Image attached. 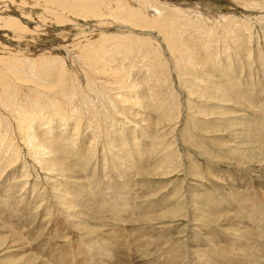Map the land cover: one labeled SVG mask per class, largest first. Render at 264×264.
<instances>
[{"label": "rangeland", "instance_id": "rangeland-1", "mask_svg": "<svg viewBox=\"0 0 264 264\" xmlns=\"http://www.w3.org/2000/svg\"><path fill=\"white\" fill-rule=\"evenodd\" d=\"M23 1L30 2V0ZM162 1L165 2V0ZM171 1L166 0V3L180 6L179 11L176 12L177 23L174 26L180 27V29L172 28V34L179 36L173 34L175 51L169 49L167 42L157 29L153 28L147 31L140 28L132 29L134 28L132 25L137 24L133 14L142 19V14L134 10L132 13L120 11L121 16L116 14L115 17H112L113 10L108 15L86 17H74L70 14L67 16L62 12L61 14L67 17V22H70L71 26L69 23V29H61L60 27L65 25L57 23L55 12L51 13L43 6L35 3H22L20 0L16 3L0 0L2 9L13 12L16 17H22L24 24H28L26 26L30 28L25 33L17 34L12 29L11 31L9 28L0 26V52L6 49L0 53V65L4 66L3 68L8 72L7 69L11 68L13 64L18 66L23 61L26 70L30 71L29 77L38 79V81L39 78H42L39 81L41 82L40 87L14 79V87L18 84V88L15 87L16 89L5 94L4 102L0 100V120L3 119L0 125V207L4 208H0V264H35V255L39 252L36 248L39 244H47L51 240L54 244H66L63 236L51 235V233H56V230H53L57 224L64 226V219L60 214L62 209H59L58 205L60 208H68L72 213L75 212L78 215L73 221L78 226L70 227L68 231H76L80 235L82 232L85 234L96 233L93 239H96L97 234L103 237L107 235L105 238H109V235H114L117 228H126V233H128V229L131 228L135 232L141 229L146 230L144 233L151 232L157 236L169 235V238L175 241L173 245L176 244L179 249L182 241L192 243L193 240L198 239V242L202 243L203 239L207 237L209 227L215 224L214 222L210 223L208 221L210 218L205 216L212 214V211L220 214L218 210L221 207H212L209 203L218 201L217 199L214 201V191L219 196H223L225 191H228L227 189L232 186L233 177L239 179L246 177L241 170L246 169L245 167L253 171L255 177L258 173L257 169L264 170V144H262L264 143V0ZM40 2L43 3V0ZM183 3L184 5L181 6ZM152 8L155 10L154 7H151V14L158 15L159 13L156 10L154 12ZM191 8L198 10L197 14L191 11ZM24 12L27 13L25 16L22 15ZM29 14H36V16L29 18ZM43 16H45L43 21L45 23L40 21ZM97 17L105 19L98 21L100 19ZM109 17L112 19L110 20ZM219 20L221 21L219 22ZM228 21H231L228 23L230 25L227 24ZM119 22L121 24L119 26L122 27L125 24L124 26L127 28L119 29L117 27ZM92 26L96 27L95 35L100 34V30H105V32L107 30V35L110 33L109 36H126L125 43L120 48L121 52L116 51L117 53L114 54H117V57L110 58L114 60L112 66H109L108 72H102L101 68L98 69L96 65H93V62H90L91 64L89 62L80 63V59H76L74 62L75 55L73 50H70L73 47H66L67 49L64 47L77 43V40L83 41L86 34L81 32L85 30L87 34H91ZM70 29L73 30V33ZM173 30H178L180 34ZM30 31L31 34H29ZM142 31L150 32V35H146ZM182 34H184L183 37ZM22 36L23 39H20ZM144 38L146 41L154 43L156 49L152 48V51L159 54L157 57H153L152 52L143 46L142 39ZM26 44L27 46H25ZM7 45L11 47L6 48ZM86 45L90 47L91 44L87 43ZM1 47L3 48L1 49ZM27 48L32 56L24 54L29 53ZM13 51L15 53H12ZM37 54L40 57L35 56ZM58 54H62L66 59L63 65L65 64L67 72L64 74H69L62 81L60 74L58 77V71L54 68L59 66V61L55 60L56 66L53 64V69L48 70L46 64L48 62L44 59V57L49 58L52 55V57L58 58ZM22 55L31 57L22 60L24 59ZM38 58H42L44 62L31 70V61L40 62L41 60ZM2 59H4V63L1 62ZM190 60H193L194 63L192 61L191 64ZM11 62L14 63L10 66ZM90 66L94 68L92 69ZM115 68L122 71V79L127 77L124 79L125 82L116 78L113 73ZM40 69L42 70L40 71ZM7 72L6 75L11 79ZM52 72L55 75L51 74ZM101 73H104V76ZM35 75L38 76L35 77ZM17 81L18 83H16ZM134 82L136 83L135 87L127 86ZM43 84L48 87H44ZM63 84L64 86H62ZM66 85L72 86L69 103L70 106L76 108V111H71L72 117L69 121L66 120L68 114L62 116L57 113L59 110L57 105H48V102L52 103L51 98L57 99L58 96H63L62 89ZM27 91L30 93L34 91L32 94H35V97ZM39 92L41 95L42 92L45 94L41 96ZM120 94L124 95V98H120L118 101L116 98H119ZM7 100H12L14 104L16 103L28 111L31 110L29 107L36 104L35 106L44 108L41 112L43 116L37 118L36 122H28V116L31 118L34 111H31L29 115L27 111L24 116L25 122H23L13 114L12 107L5 105ZM52 113L54 115L50 116ZM13 116L16 120L12 119ZM26 121L28 124L33 122L30 130L34 136L31 139H34L36 134L45 132L46 134H42L43 137L51 139L52 146L46 148L45 152L36 148L34 150L31 144L26 145V139L29 138L23 134L26 129L22 126L24 123L28 127ZM77 125L80 128H76ZM4 129L8 132H4ZM3 132L12 135L7 134L5 137ZM20 137H23L24 140L22 141L23 138ZM7 138L12 139L13 142ZM15 157L19 159H17L18 162L14 159ZM40 161L47 164V169L44 165L38 164ZM122 171L135 185L134 192L131 194L133 199L131 203L140 206V210L136 209L131 214L130 220L118 224L114 219L115 216H110L107 210L100 207L99 199L101 193L106 190L102 186L110 185L113 177L126 179L122 176ZM218 181L224 187L220 191L214 189ZM238 181H240L236 183L238 186H244L241 180ZM65 195H68L66 200L64 199ZM18 196L20 197L18 198ZM148 196L152 197L151 200H148L150 199ZM35 199L37 200L35 201ZM142 203L146 206L150 204L152 210H150L151 207H148L147 211V207L145 208ZM42 205L46 206L42 208ZM14 211L17 218L13 214ZM58 213L59 215H57ZM68 213L71 214L67 211ZM137 218L138 220H136ZM49 220H51V225L48 224ZM198 220H200V225H194L193 223ZM206 224L207 227H204ZM26 231L27 233H25ZM59 231H62V228ZM262 233L264 234L263 228H261ZM49 234L50 236H47ZM25 237L26 239H24ZM20 238L23 240L19 241ZM252 240L253 238L248 236L244 241L238 242L237 246L242 247V252H246V247ZM24 243L29 247L23 248L34 254L28 260L24 258L25 253L18 251L21 250ZM220 243H226V240L221 238ZM48 249L40 248L44 252ZM225 264L237 263L231 261V257L228 255ZM243 264L251 263L249 260H244Z\"/></svg>", "mask_w": 264, "mask_h": 264}, {"label": "bare ground", "instance_id": "bare-ground-1", "mask_svg": "<svg viewBox=\"0 0 264 264\" xmlns=\"http://www.w3.org/2000/svg\"><path fill=\"white\" fill-rule=\"evenodd\" d=\"M12 1L11 3H16L19 0H9ZM168 1V0H167ZM171 1V0H170ZM175 1V0H174ZM187 1V0H186ZM20 2L22 3H35L36 5H40L41 7H45L47 10H49L51 13L55 12V19L58 21L57 23L59 24H64L65 26L60 27L61 29L63 28H68L71 26L70 22H67L68 20L66 19L67 17L64 16L63 14H61L62 12H64L67 16L72 15V16H81V17H86V16H103V14L108 15L110 13V11H112V17H115V15H119L121 16L120 11L123 12H129L132 13V11H136L142 14V19H139L135 14L134 18L137 22V24H133L132 29H136V28H140L142 30H148V29H157L159 31V33L161 34L162 38L165 39V41L167 42L169 49L171 51H175V40L172 34V28H177L174 27L177 23V17H176V12L179 11L178 9H180V6L173 4H167L166 0L165 2L162 0H43V3L40 2V0H30V2H25L23 0H20ZM172 3V1H171ZM189 3V2H188ZM187 3V7L188 4ZM178 4V3H177ZM15 5V4H14ZM22 5V4H21ZM183 4H181V6H183ZM186 6V5H185ZM192 6V5H191ZM8 7V6H7ZM6 7V8H7ZM151 7H154V9L156 10V12H158L159 14H151ZM190 7V6H189ZM188 7V8H189ZM23 9V7H21ZM20 8V9H21ZM186 8V7H185ZM194 8V6H193ZM153 10V8H152ZM155 10H153L155 12ZM23 11V10H22ZM191 11H194L196 13V11L198 12V10H194L191 8ZM190 11V12H191ZM181 12V11H180ZM185 12V10H184ZM183 12V13H184ZM50 13V14H51ZM182 13V12H181ZM187 13V12H186ZM194 13V14H195ZM208 13V12H207ZM210 13V12H209ZM208 13V14H209ZM22 14V13H21ZM27 13L24 12V14H22L23 16H25ZM151 14V15H150ZM197 14V13H196ZM211 14V13H210ZM199 15V14H198ZM197 15V16H198ZM222 15V14H221ZM235 15V14H234ZM36 14H29V18L35 17ZM126 16H128V14H126ZM193 16V15H192ZM195 16V15H194ZM213 16V15H212ZM45 16L41 17L40 21L42 23L44 21ZM210 17V16H208ZM217 17V16H216ZM223 17V15H222ZM228 17V16H227ZM22 17H16V15L13 14V12L9 11V10H4L2 9V7H0V26L5 27V28H9L10 30L12 29L14 32H16L17 34L20 33H25L27 32L30 28L26 25L28 24H24V22L21 19ZM100 20L98 21H103L105 18L104 17H97ZM95 18V19H97ZM202 18V16H201ZM211 18V17H210ZM219 18V17H218ZM229 18V17H228ZM109 19L111 20L112 18L109 17ZM190 19V18H188ZM216 19V18H215ZM92 20V19H91ZM197 20V19H196ZM206 20V19H205ZM226 20V19H225ZM228 20V19H227ZM230 20V19H229ZM32 21V20H30ZM214 21V20H213ZM212 21V22H213ZM221 20H219L220 22ZM49 22V21H48ZM67 22V23H66ZM96 22V21H95ZM204 22V21H203ZM231 21H228V23H230ZM240 22V21H239ZM70 23V26H68ZM93 23V22H92ZM91 23V24H92ZM216 23V22H215ZM204 24V23H203ZM218 24V23H217ZM78 25V24H77ZM80 25V23H79ZM121 25L120 22L118 24L117 27H119V29H125L127 28V26ZM213 25V24H212ZM225 25V24H224ZM230 25V24H228ZM76 26V25H74ZM206 26V25H205ZM214 26V25H213ZM212 26V27H213ZM219 26V25H218ZM42 27V26H41ZM45 27V26H44ZM76 27H80V26H76ZM75 27V28H76ZM112 27V26H111ZM203 28V26H201ZM208 27V26H207ZM215 27V26H214ZM217 27V26H216ZM82 28V26H81ZM80 28V29H81ZM85 28V27H84ZM102 28V27H101ZM108 27H106L107 29ZM192 28V27H191ZM209 28V27H208ZM226 28V27H225ZM229 28V27H227ZM4 29V28H3ZM69 29V28H68ZM71 29H73L71 27ZM70 29V30H71ZM109 29V28H108ZM118 29V28H117ZM177 29H180L177 28ZM182 29V28H181ZM188 29V28H187ZM200 29V28H199ZM230 29V28H229ZM232 29V28H231ZM11 30V31H12ZM51 30V29H50ZM75 30V29H74ZM91 30V34H87V32L84 30V32L82 31L81 33H85L86 36L83 37V41L81 40H77V43H73V45H68V46H64L66 47H73V48H69L71 51L73 50V54L75 55L74 57V62L76 59H80V63H87V62H93V65H96V67L98 69L101 68L102 72H108V68L109 66H112L113 60L114 59H110L111 57H117L114 53L116 51H120L121 52V46H123V44L125 43L124 36H109L107 35V30L105 32L100 30V34H94L95 32H97L96 27L92 26L90 28ZM114 30V29H113ZM137 30V29H136ZM190 30V29H189ZM197 30V29H196ZM235 30V29H233ZM73 33V30H71ZM89 31V30H87ZM146 31H142L144 34L146 35H150V32H146ZM174 31V30H173ZM177 33L178 30H175ZM174 31V32H175ZM182 31V30H181ZM187 31V30H186ZM200 31V30H197ZM207 31V30H206ZM36 32V31H35ZM130 32V31H128ZM134 32V31H133ZM136 32V31H135ZM183 32V31H182ZM192 33L195 31H191ZM202 32V30L200 31ZM199 32V33H200ZM209 32V31H208ZM215 32V31H214ZM219 32V31H218ZM29 33V32H28ZM117 33V32H116ZM156 34V32H154ZM203 33V32H202ZM220 33V32H219ZM218 33V34H219ZM13 34V33H12ZM27 34V33H26ZM25 34V35H26ZM31 34V31L30 33ZM180 34V33H179ZM190 35V32L188 33ZM203 34H207V33H203ZM215 34V33H214ZM22 35V34H21ZM24 35V34H23ZM41 35V34H40ZM112 35V34H111ZM152 35H154L152 33ZM151 35V36H152ZM176 35V34H174ZM184 34H182L183 37ZM187 35V34H185ZM223 35V34H220ZM71 36H73L71 34ZM178 36V35H176ZM208 36V35H206ZM217 36V35H216ZM26 37V36H24ZM40 37V36H39ZM158 37V35H157ZM179 37V36H178ZM176 37V38H178ZM181 37V38H182ZM186 37V36H185ZM209 37V36H208ZM210 37H212L210 35ZM160 38V37H159ZM180 38V39H181ZM20 39H23L20 37ZM80 39V38H79ZM82 39V38H81ZM158 39V38H157ZM188 39V38H187ZM26 40V39H25ZM36 40V39H35ZM183 40V39H182ZM27 41V40H26ZM29 41V40H28ZM34 41V40H33ZM75 41V40H74ZM73 41V42H74ZM142 44L143 46L148 49L149 52H152L153 57H157L159 54L155 53L154 51H152L155 46L154 43L152 42H148L146 41V39H142ZM181 41V40H179ZM211 41V40H210ZM16 42V41H14ZM32 42V41H31ZM161 42V41H159ZM213 42V41H212ZM1 43V41H0ZM90 43V47H88L86 44ZM97 43V44H95ZM163 43V42H162ZM179 43V42H178ZM3 44V42H2ZM17 44V43H16ZM15 44V45H16ZM72 44V43H71ZM83 44H85L83 46ZM12 45V44H10ZM22 45H24L22 43ZM156 45V44H155ZM3 46V45H2ZM5 46V43H4ZM9 46V45H7ZM6 48H10L11 46ZM14 46V45H13ZM20 46V45H19ZM27 46V44L25 45ZM61 46V45H60ZM186 47V46H185ZM3 47H1L2 49ZM25 48V47H24ZM30 48V46H29ZM29 48H27L28 52H29ZM62 48V47H61ZM188 48V47H187ZM19 49V48H18ZM67 49V48H66ZM156 49V48H154ZM158 49V48H157ZM189 49V48H188ZM6 51V49L1 50L0 53H2V51ZM50 50V49H49ZM159 50V49H158ZM10 51V50H9ZM12 51V50H11ZM15 51H16V47H15ZM157 51V50H156ZM184 51V50H183ZM190 51V50H189ZM188 51V52H189ZM22 52V49H21ZM49 52V51H48ZM180 52V50H179ZM5 53V52H4ZM8 53V52H7ZM12 53H15L14 51ZM10 53V54H12ZM17 53V52H16ZM27 53V52H26ZM24 53L25 55H29L31 54L30 52L28 54ZM117 53V52H116ZM162 53V52H161ZM168 53V52H165ZM182 53V52H181ZM184 53V52H183ZM6 54V53H5ZM9 54V53H8ZM19 54V53H17ZM17 54H16V58H17ZM23 54V53H22ZM36 54V53H35ZM45 54V52H44ZM53 54V53H52ZM189 54V53H188ZM200 54V53H199ZM3 55V54H2ZM7 55V54H6ZM5 55V56H6ZM129 55V54H128ZM166 55V54H165ZM163 55V56H165ZM184 55V54H183ZM10 56V55H8ZM23 56V55H22ZM21 56V58H22ZM32 56V54H31ZM31 56H23L25 60L26 57H31ZM35 56H39V54L35 55ZM34 56V58H35ZM43 56V55H42ZM53 56V55H52ZM52 56H49V58L44 57L45 61L48 62L46 63L48 66V70H51L50 68L54 67L53 64L55 65V63H57L59 61V66L54 67L58 72H57V76L59 77L58 74H60V78L61 81L64 80V78L66 76H69V74H64L67 72V70H65L66 66L64 67L63 63H65V58L63 57L62 54H58V58H54ZM65 56V55H64ZM176 56V55H175ZM187 56V55H186ZM19 57V56H18ZM40 57V56H39ZM162 57V56H161ZM168 57V56H167ZM2 58V57H1ZM4 58V57H3ZM6 58V57H5ZM37 58V57H36ZM173 58V57H172ZM175 58V57H174ZM207 58V57H205ZM10 59V58H9ZM28 59V58H27ZM39 61H31V70H33L34 68H37L40 64H42V62H44V60H42V58H38ZM1 60V59H0ZM4 59H2L1 62H3ZM57 62H54V61ZM71 60V59H70ZM175 60V59H174ZM180 60V58H179ZM184 60V58H183ZM182 60V61H183ZM7 61V60H6ZM10 61V60H9ZM15 61V60H13ZM191 61V60H190ZM193 61V60H192ZM191 61V64H192ZM16 62V61H15ZM18 62V61H17ZM185 62V61H184ZM196 62V61H195ZM198 62V61H197ZM196 62V63H197ZM4 63V62H3ZM12 63L11 62L9 65L11 66ZM29 63V62H28ZM194 63V61H193ZM199 63V62H198ZM202 63V62H201ZM209 63V62H207ZM8 64V63H7ZM67 64V63H66ZM91 64V63H90ZM189 64V63H188ZM20 65V66H19ZM18 66L16 64H13L11 66V68H6L8 70L5 71V69L0 65V100L3 101V97H5L4 95L11 92L15 87H17V85H15L14 87V81L18 80V81H23V82H27V83H32L35 84L36 87H38L39 85H41V81L42 78L35 79V78H31L29 77V73L28 70H26L27 68H25V63L23 61L20 62ZM27 65V64H26ZM63 65V66H62ZM143 65V64H142ZM190 65V64H189ZM196 65V64H195ZM206 65V64H205ZM210 65V64H207ZM193 66V65H192ZM92 67V66H90ZM176 67V66H175ZM30 68V67H29ZM94 67H92L93 69ZM226 68V67H225ZM15 69V70H14ZM39 69V68H38ZM45 69V68H44ZM53 69V68H52ZM90 69V68H89ZM91 69V70H92ZM42 69H40L41 71ZM46 70V69H45ZM45 70H43L45 72ZM96 70V69H95ZM112 70V68H111ZM10 74L11 79L6 75ZM43 72V73H44ZM55 72V71H54ZM42 73V75H43ZM56 73V72H55ZM55 73L53 74V72L51 74L55 75ZM91 73V72H89ZM116 76L117 79L122 80V82L124 81L125 78V74L124 77L122 79V71H120L118 68L114 69L113 72ZM36 74V73H35ZM49 74V72H48ZM102 75L104 73H101ZM40 75V74H39ZM47 75V73H46ZM45 75V76H46ZM79 75V74H78ZM127 75V74H126ZM129 75V74H128ZM38 75H35V77ZM44 76V75H43ZM104 76V75H103ZM163 76V75H162ZM161 76V77H162ZM40 77V76H39ZM48 77V76H47ZM51 77V76H50ZM111 77V76H109ZM45 78V77H44ZM57 78V77H56ZM63 78V79H62ZM112 78V77H111ZM114 78V77H113ZM15 79V80H14ZM49 79V78H48ZM69 79V78H68ZM95 79V78H94ZM116 79V80H117ZM14 80V81H13ZM51 80V79H50ZM232 80V79H231ZM18 81L16 83H18ZM230 81V80H229ZM57 82V81H56ZM114 82V81H113ZM118 82V81H117ZM125 82V81H124ZM15 83V84H16ZM20 83V82H19ZM26 83V84H27ZM43 83V81H42ZM68 83V82H67ZM25 84V85H26ZM69 84V83H68ZM122 84V83H121ZM135 82L127 85L135 87ZM31 85V84H29ZM44 85V84H43ZM42 85V86H43ZM71 85V84H70ZM70 85H66L62 90L63 96H58L57 99L55 98H51L52 103L48 102V105H57L59 110L57 113L62 114V116L67 115L66 120L69 121V119H71V111H76V108L73 106H70L69 100L71 97V91H72V86ZM226 85V84H225ZM22 86V85H21ZM64 86V84L62 85ZM40 87V86H39ZM44 87H48L47 85ZM61 87V86H60ZM230 87V86H229ZM232 87V86H231ZM18 88V87H17ZM20 88V87H19ZM29 88V87H27ZM50 88V87H49ZM124 88V87H123ZM224 88V87H223ZM234 88V87H233ZM16 89V88H15ZM21 89V88H20ZM25 89V88H23ZM44 89V88H42ZM48 89V88H47ZM80 89V88H79ZM125 89V88H124ZM133 89V88H132ZM131 89V90H132ZM27 90V89H26ZM32 90V89H31ZM46 90V88H45ZM42 90V91H45ZM130 90V91H131ZM229 90V89H228ZM227 90V91H228ZM232 90V89H231ZM39 91V90H38ZM49 91V90H48ZM129 92V90H127ZM236 91V90H234ZM245 91V90H244ZM29 92V91H27ZM34 92V91H33ZM32 92V93H33ZM36 92V91H35ZM50 92V91H49ZM79 92V91H78ZM127 92V93H128ZM230 92V90H229ZM22 93V92H21ZM30 93V92H29ZM28 93V94H29ZM30 93V95L32 94ZM41 92H39L40 94ZM125 93V94H127ZM226 93V92H225ZM255 93V92H254ZM38 94V93H37ZM42 92V95L43 96ZM80 94V93H78ZM124 94V93H123ZM228 94V93H226ZM231 94V93H230ZM26 95V94H25ZM33 95V94H32ZM129 95V94H128ZM232 95V94H231ZM35 97V94L33 95ZM81 96V95H80ZM119 98H116L117 100L120 98H124V95L120 94ZM127 96V95H126ZM125 96V97H126ZM238 96V95H237ZM11 97V96H10ZM16 97V96H15ZM31 97V96H30ZM38 97V96H37ZM46 97V96H45ZM230 97V96H229ZM33 98V97H32ZM44 98V97H43ZM47 98V97H46ZM115 98V97H114ZM235 100V97H233ZM237 98V97H236ZM19 99V98H17ZM42 99V98H41ZM126 99V98H125ZM124 99V100H125ZM74 100V99H73ZM122 100V101H124ZM233 100V99H231ZM230 100V101H231ZM30 101V100H29ZM49 101V100H48ZM119 101V100H118ZM228 101V100H227ZM4 102V101H3ZM17 102V101H16ZM261 102V101H260ZM32 103V102H29ZM40 103V102H39ZM44 103V102H43ZM119 103V102H118ZM122 103V102H121ZM253 103V102H252ZM27 104V103H26ZM35 104V103H34ZM5 105L8 107H12L13 110V114L16 115V117L20 118L21 120H23V122H25L24 116L26 115L27 111L26 108L22 109L21 106H18V104H14L12 100H7L5 102ZM20 105V103H19ZM36 105V104H35ZM33 105L31 108V110L28 111V115L32 112L31 118L30 116H28L30 121H34L39 117H42V110L44 108L41 107H37ZM75 105V104H74ZM26 107V106H25ZM28 108V109H29ZM74 108V109H73ZM255 108V107H252ZM10 109V108H9ZM247 110V109H246ZM254 110V109H252ZM258 110V109H257ZM11 111V110H10ZM81 111V110H80ZM78 113V112H77ZM262 113V112H261ZM6 114V113H5ZM79 114V113H78ZM101 114V113H100ZM2 115V114H1ZM46 115V114H44ZM54 114L52 113L53 116ZM255 115L256 112H255ZM8 116V115H7ZM74 116V114H73ZM80 116V115H79ZM1 117V116H0ZM10 117V116H9ZM27 117V116H26ZM76 117V116H75ZM245 117V116H244ZM5 118V117H3ZM27 118V119H28ZM13 120H16V118H14V116L12 117ZM32 119V120H31ZM3 120V119H1ZM1 120H0V125H1ZM12 120V121H13ZM6 121V120H5ZM38 121V120H37ZM16 122V121H15ZM27 122V121H26ZM27 122V124H28ZM40 122V121H39ZM3 123V121H2ZM7 123V122H6ZM17 123H19V121L17 120ZM33 123V122H32ZM32 123L28 124V127L25 126V124L23 123V128L26 129L24 130V133L21 131V133L26 134L28 136L29 139H26V145L31 144V146L40 151H44L46 150V148H49V146H52L51 144V139H47L45 138V136L43 137L42 134H46L45 133H40V134H36V136L34 137V139L32 136H34V134L31 132L30 128L32 129ZM44 123V122H43ZM49 123V122H48ZM9 124V122L7 123ZM42 124V123H40ZM261 124V123H260ZM34 125V124H33ZM80 125V124H79ZM77 125L78 127L76 128H80V126ZM262 126V124H261ZM3 127V126H1ZM40 127V126H39ZM82 127V126H81ZM34 128V127H33ZM43 128V127H42ZM47 128V127H46ZM1 129V128H0ZM48 129V128H47ZM46 129V131H47ZM5 130V129H4ZM79 130V129H78ZM35 131V130H34ZM4 132H8V131H4ZM3 132V133H4ZM36 132V131H35ZM38 132V131H37ZM41 132V131H40ZM5 134V133H4ZM3 134V135H4ZM8 135H12L10 133H6L5 137ZM2 135V132H1ZM16 136V135H15ZM21 136V134H20ZM4 136H2L3 139H5ZM23 138V137H20ZM57 138V137H56ZM59 138V137H58ZM9 139V138H7ZM15 139V138H14ZM17 139V137H16ZM69 139V138H68ZM71 139V138H70ZM10 140V139H9ZM8 140V141H9ZM12 140V139H11ZM10 140V141H11ZM21 140V139H20ZM24 140V138L22 139V141ZM77 140V139H76ZM75 140V141H76ZM245 140V139H244ZM2 141V140H1ZM9 141V142H10ZM73 141V140H72ZM4 142V141H3ZM13 142V141H11ZM10 142V145L12 146ZM25 142V141H24ZM67 142V141H66ZM77 142V141H76ZM74 143V142H73ZM262 143V142H261ZM68 144V143H67ZM72 144V143H70ZM76 144V143H75ZM264 144V143H262ZM74 145V144H72ZM72 145H69L70 147H72ZM23 146V145H21ZM57 146V145H56ZM56 146L54 147V149L56 148ZM28 147V146H27ZM58 147V146H57ZM11 148V147H10ZM19 148V147H18ZM15 149V148H14ZM51 149V147H50ZM53 149V150H54ZM19 150V149H18ZM56 150V149H55ZM15 151V150H14ZM11 151V152H14ZM59 151V150H58ZM45 152V151H44ZM20 153V152H19ZM55 153V152H54ZM7 154V153H6ZM14 156V155H13ZM12 156V157H13ZM14 159H18L17 157H15ZM15 160V161H16ZM19 160V159H18ZM17 160V162H18ZM222 160V159H221ZM14 162V161H13ZM12 162V163H13ZM224 162V161H223ZM11 163V164H12ZM44 165L45 168L47 169V164L43 163V162H38V164ZM49 164V163H48ZM235 164V163H234ZM233 164V165H234ZM236 166V165H235ZM242 166V164H241ZM247 166V165H246ZM264 166V165H263ZM244 167V165H243ZM246 169H241L244 173V175L246 176L243 179H239L238 177H233V183L232 186L230 188H228V191H225V194L223 196H219V194L215 192V194H213L214 196V201L215 199H217V203H214L213 201L209 202L210 206H214V207H221L218 211L221 214H216L214 213V211H212V214H209L208 217L210 218L208 221L214 222L215 224H212V226H210V230L207 232V237L206 238H202L203 241L202 243L198 242L197 240H193L194 242L190 243L188 241H182L181 242V247L180 249L174 244L175 241H173L172 238H169V235L166 236H160V235H154V233L151 232H147L144 233V230H137L135 232V230L129 228L128 229V233H126V228H117L114 231V235H109V238H105L102 235H98L97 237H95L96 239H93L94 236H96L95 234H85V233H81L77 234L76 231H68V229L70 230V227H75L76 223H74L73 221L76 220V217H78L77 214L72 213V211L70 209H66L65 207L60 208L59 205L57 206L60 210V214L61 216H63L62 218L64 219V226L62 225H58L57 227L53 230H56V233H51V235H55V234H59L61 236H63L64 238V242H66V244H61V243H52L51 241L47 244H39V246H37V251H39L36 255H35V264H225V261L228 259V255L231 257V261L237 263V264H243L244 260H249L251 264H264V237H263V233L261 234V228L264 229V170L262 169H257V174L256 177L254 176L255 174H253V171H250V169H247V167H245ZM7 170V169H6ZM51 170V169H50ZM122 170V169H121ZM50 172V171H49ZM24 173V172H23ZM22 173V174H23ZM256 173V172H255ZM213 174V173H212ZM25 175V174H23ZM27 176V175H25ZM122 176L126 177L125 181L124 179H115L113 177L111 184L110 185H104L102 187H105V191L101 193L100 199H99V203L101 204L100 207L102 206V208H104L105 210H107L109 212V215L111 216H115L114 219L117 220L118 224L120 222H123L125 220H130V216L131 214L136 211V209L140 210V206L137 205H133L131 202L133 201L131 194L134 192L133 187L135 185L132 184V181L128 178V176L126 175V173L124 171H122ZM213 176V175H212ZM216 177V176H214ZM218 177V176H217ZM238 178V179H237ZM217 179V178H216ZM219 179V178H218ZM221 180V179H220ZM238 180H241L244 184V186H238L236 183L240 182ZM244 180V181H243ZM82 181V180H81ZM106 182V181H105ZM104 182V183H105ZM109 182V181H108ZM106 182V183H108ZM241 182V184H242ZM256 182H260V183H256ZM84 182H82L83 184ZM105 183V184H106ZM223 183V182H222ZM72 184V183H71ZM202 184V183H201ZM79 185V183H78ZM81 185V184H80ZM84 185V184H83ZM226 186V185H225ZM71 188V187H70ZM80 188V187H79ZM82 188V187H81ZM85 188V187H84ZM222 187L220 182L218 181V184L216 185L217 190H222ZM36 189V188H35ZM82 190V189H81ZM85 190V189H84ZM35 191V190H34ZM83 191V190H82ZM144 191V190H142ZM205 191V190H204ZM137 192V191H136ZM196 192V191H194ZM139 193V192H137ZM143 193V192H142ZM213 193V192H212ZM34 194V193H33ZM13 195V194H12ZM16 195V194H15ZM35 195V194H34ZM33 195V196H34ZM38 196V194H36ZM134 195V194H133ZM186 195V194H185ZM6 196V195H5ZM4 196V197H5ZM66 196L65 195L64 199L66 200ZM15 197V196H14ZM20 196H18L19 198ZM39 197V196H38ZM42 197V196H41ZM146 197V196H145ZM149 197V196H148ZM147 197V199H148ZM203 197V195H202ZM211 196V198H213ZM13 198V197H12ZM26 198V196H25ZM28 198V197H27ZM68 198V197H67ZM150 198V197H149ZM152 198V197H151ZM148 199V200H151ZM9 199V198H8ZM21 199V198H20ZM39 199V198H38ZM87 199V198H86ZM140 199V198H139ZM19 200V199H18ZM37 199H35L36 201ZM70 200V199H69ZM85 200V199H84ZM89 200V199H87ZM208 200V199H207ZM21 201V200H20ZM34 201V202H35ZM73 201V200H72ZM77 201V200H76ZM24 202V201H22ZM27 202V200H26ZM66 202V201H65ZM68 202V201H67ZM84 202V201H83ZM145 202V201H144ZM152 202V201H151ZM203 202V201H202ZM208 203V201H206ZM32 203V202H31ZM38 203V202H36ZM43 203V202H42ZM41 203V204H42ZM75 203V202H74ZM73 203V204H74ZM81 203V202H79ZM2 204V203H1ZM28 204V203H27ZM40 204V205H41ZM48 204V203H47ZM50 204V203H49ZM82 204V203H81ZM93 204V203H91ZM143 204V203H142ZM203 204V203H202ZM213 204V205H212ZM13 205V204H12ZM31 205V204H30ZM35 205V204H34ZM39 205V206H40ZM52 205V204H51ZM63 205V204H62ZM79 205V204H78ZM86 205V204H85ZM153 205V202H152ZM186 205V203H185ZM190 205V204H189ZM29 206V205H28ZM45 207L46 205H42ZM50 206V205H48ZM64 206V205H63ZM143 206H145L146 210L148 209V207H151V205L149 204V206H146L143 204ZM197 206V205H196ZM202 206V205H201ZM33 207V206H32ZM88 207V206H87ZM199 207V206H198ZM205 207V206H204ZM1 209L3 207H0ZM92 208V207H91ZM101 208V209H102ZM144 208V207H143ZM188 208V206H187ZM195 208V206H194ZM206 208V207H205ZM4 209V208H3ZM7 209V208H6ZM10 209V208H9ZM14 209V208H13ZM24 209V208H23ZM50 209V208H48ZM47 209V210H48ZM58 209V210H59ZM89 209V208H88ZM184 209V207H183ZM190 209V208H189ZM196 209V208H195ZM211 209V208H210ZM103 210V209H102ZM150 210H152V207L150 208ZM149 210V211H150ZM188 210V209H186ZM203 210V209H202ZM201 210V211H202ZM215 210V209H214ZM217 210V209H216ZM16 211V210H15ZM15 211H14V215H15ZM20 211V210H18ZM22 211V209H21ZM52 211V210H51ZM50 211V212H51ZM68 212H71V214H67ZM82 211V210H80ZM87 211V210H86ZM96 211V210H95ZM148 211V210H147ZM193 211V210H192ZM25 212V210H24ZM28 212V211H27ZM48 212V211H47ZM49 212V213H50ZM56 212V209H55ZM104 212V210H103ZM146 212V211H145ZM210 212V211H209ZM20 213V212H19ZM33 213V212H32ZM107 213V212H106ZM111 213V214H110ZM147 213V212H146ZM144 213V214H146ZM149 213V212H148ZM195 213V212H194ZM197 213V212H196ZM23 214V213H22ZM46 214V213H45ZM129 214V215H127ZM189 214V213H188ZM13 215V216H14ZM34 215V214H33ZM51 215H53L51 213ZM56 215V214H55ZM59 215V213L57 214ZM77 215V216H76ZM82 215V214H81ZM108 215V213H107ZM126 215V216H125ZM142 215V214H141ZM140 215V216H141ZM184 215V214H183ZM219 215V216H218ZM2 216V214H1ZM19 216V215H18ZM32 216V215H31ZM46 216V215H45ZM10 217V215H9ZM22 217H24L22 215ZM30 217V216H29ZM47 217V216H46ZM56 217V216H55ZM80 217V216H79ZM102 217V216H100ZM200 217V216H199ZM15 218H17V216L15 215ZM20 218V216H19ZM59 218V217H57ZM112 218V217H111ZM142 218V217H141ZM56 219V218H54ZM113 219V218H112ZM146 219V218H145ZM189 219V218H188ZM9 220V218H8ZM16 220V219H15ZM44 220V219H43ZM138 220V218L136 219ZM135 220V221H136ZM12 221V220H11ZM51 220H49V223ZM189 221V220H188ZM17 222V221H15ZM114 222V220H113ZM127 222V221H126ZM134 222V221H133ZM12 223V222H11ZM10 223V225H11ZM14 223V222H13ZM12 223V224H13ZM19 223V222H18ZM56 223V222H55ZM62 223V222H61ZM47 224V226H48ZM81 224V223H79ZM118 224H115L118 226ZM126 224V223H125ZM194 225H200V220H198V222L193 223ZM44 225V224H43ZM51 225V224H50ZM112 225V224H111ZM25 226V225H23ZM78 226V225H76ZM132 226V225H131ZM147 226V225H146ZM207 227V224L204 225V227ZM121 227V226H120ZM140 227V226H139ZM202 227V226H201ZM200 227V228H201ZM254 227V228H251ZM51 228V227H48ZM62 228V231H59V229ZM128 228V227H127ZM213 228V229H212ZM22 229V228H21ZM124 229V230H122ZM144 229V228H143ZM205 229V228H203ZM51 230V229H50ZM130 230H132V232H130ZM201 230V229H200ZM134 231V232H133ZM194 231H196L194 229ZM202 231V230H201ZM20 232V231H19ZM116 232V233H115ZM137 232H139L137 234ZM205 232V231H204ZM27 233V231L25 232ZM105 233V232H104ZM103 233V234H104ZM195 233V232H194ZM198 233V232H197ZM21 234V232L19 233V235ZM24 236V233H22ZM106 234V233H105ZM112 234V233H111ZM205 234V233H204ZM26 235V234H25ZM29 235V234H28ZM176 235V234H174ZM45 236V235H44ZM47 236H50L47 235ZM88 236V238H86ZM171 236V235H170ZM173 236V235H172ZM251 236L253 238L252 241H250V244L246 247V252H242V247L237 246V243L240 241H244L246 237ZM19 237V236H18ZM22 237V236H21ZM168 237V238H166ZM182 237V236H181ZM188 237V236H187ZM202 237V236H201ZM220 237V238H219ZM215 238H217V240H214ZM223 238L226 240V243H220V239ZM26 239V237L24 238ZM194 239V238H193ZM201 239V238H200ZM18 240V239H17ZM23 238H20L19 241H22ZM55 240V239H53ZM76 240V241H74ZM188 240V239H187ZM177 241V240H176ZM55 242V241H53ZM59 242V241H58ZM69 242V244H68ZM178 243V242H177ZM26 243L22 244L21 246V250L19 249L18 251H20L21 253H25L24 254V258L25 259H30L33 257L34 254L30 253L27 251L26 248H28L29 246ZM219 244V245H216ZM247 244V243H245ZM73 246V247H72ZM179 246V245H178ZM26 247V248H23ZM53 247V249L51 250V248ZM40 248H49L46 252H44L43 250H40ZM51 250V251H50ZM75 252V253H74Z\"/></svg>", "mask_w": 264, "mask_h": 264}]
</instances>
